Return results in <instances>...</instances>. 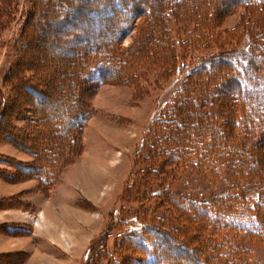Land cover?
I'll return each instance as SVG.
<instances>
[{"label":"trees","instance_id":"obj_1","mask_svg":"<svg viewBox=\"0 0 264 264\" xmlns=\"http://www.w3.org/2000/svg\"><path fill=\"white\" fill-rule=\"evenodd\" d=\"M53 2L34 0L32 9L42 15V21L32 18L31 11L21 43L23 51L34 50L38 45L34 32L44 36L59 30L62 37L70 31L66 39L80 47L74 52L71 43L62 47L65 53L71 52L67 66L72 71L68 74L77 83L69 91L62 120L59 123L46 116L52 97L45 86L55 82L53 78L43 80L40 73L46 59L33 65L20 57L4 81L13 86L18 98L12 105L13 114L33 104L26 112L35 124L5 129L0 122L2 132L35 157L32 162L4 161L15 169L14 174L35 178L38 191L45 194L58 177L60 163L80 153L82 130L90 115L86 100L100 84L130 83L138 98V67L151 62L166 73L174 68V25L188 42H208L217 37L214 29L222 18L237 7L243 8L236 27L245 39L239 44L225 42L218 54L197 60L174 93L175 100L165 102L153 120L123 195L124 203L137 206L135 210L120 209L125 230L116 238L131 264H252L249 247L238 237L264 245V0H84L78 6L66 3L49 11ZM1 4L4 6V1ZM79 8L93 13L90 31L70 22L84 19L77 14ZM120 11L130 14L128 22H122ZM49 12L56 19L46 17ZM141 15L148 19L138 28L139 37L131 46L118 48ZM38 20L47 29H38ZM104 31L110 37L97 38ZM72 77L66 79L70 85ZM25 138L28 145L21 142ZM179 170L217 182L218 193L172 192L165 183ZM162 210L173 212L183 226H172ZM92 247L91 262L123 264L117 252L102 255L99 242L90 245L88 252ZM180 249L182 253L173 255ZM136 254L142 256L140 261L133 257Z\"/></svg>","mask_w":264,"mask_h":264},{"label":"rangeland","instance_id":"obj_2","mask_svg":"<svg viewBox=\"0 0 264 264\" xmlns=\"http://www.w3.org/2000/svg\"><path fill=\"white\" fill-rule=\"evenodd\" d=\"M3 1L4 6L1 4ZM53 1L49 11L59 10L58 6L65 7L66 3L78 6L84 0ZM33 2L34 0H0V10L2 6L4 8V14H0V114L4 109L0 122L5 124V129L9 126L20 128L23 125L28 128L35 124L34 117L26 112L29 107L34 106L33 104L26 105L24 112L20 110L13 114L12 105L18 98L13 86L4 81V76L16 68L20 57L34 63L33 65L39 64L40 61L37 60L41 58L46 59V62L40 65L44 68L40 73L43 80H55L53 84L45 86V90L52 97L49 102L51 109L46 116L51 117L53 121L61 122L64 109L70 100L69 91L77 84L76 79L68 74L72 71L67 66L71 52L65 53L62 50L65 44L71 43L70 39H66L71 35L70 31H65L66 35L63 37L59 30H51L44 36L34 32L32 36L37 39V47L31 51H23L22 32L27 16L32 11V18L42 17L32 9ZM81 9L77 14L84 19L70 22L81 30L90 31L93 28V13L82 12ZM95 12L104 14L102 9H96ZM243 12L242 7H237L231 14L222 18L214 29L217 37L213 36L211 40L207 37L210 40L208 42L192 39L188 42L187 36L174 25V68L166 73L165 69L151 62L138 67V98L135 97L134 86L130 83L121 81L100 84L94 95L86 100L90 115L82 130V143L78 147L80 153L70 155L68 162L60 163L62 168L58 171L53 186L48 189V194L38 191L39 183L35 178L14 174L15 169L4 161H11L12 164L32 162L35 157L29 151L16 146L0 127V264H96V261L91 262L95 247L88 252L89 246L94 242L100 243L99 248L104 250L102 255L114 251L118 253L117 256L123 264H131L127 261L128 255L118 247L116 237L125 230L122 223L123 206L132 210L137 206L134 203H124L123 195L132 171L136 168L142 140L162 106L175 100L174 93L197 60L213 53L218 54L219 46L225 42L239 44L244 32L236 26ZM119 13L122 22H128L130 14L125 11ZM47 16L56 19L53 12H49ZM147 19L148 17L143 15L137 17L132 22L130 31L119 41L118 48L134 44L135 39L139 37L138 28ZM39 20L38 29H47ZM110 35L104 31L97 35V38H109ZM71 44L73 46L74 43ZM79 48L73 46L72 50L74 52ZM70 76L73 80L71 85L70 81L66 80ZM37 79L41 81L40 77ZM17 92L22 91L18 89ZM42 104L44 107L48 106L46 102ZM57 107L59 109L56 110ZM21 140L28 145V138ZM165 184H170L172 192L179 193L198 192L206 196L219 191L217 182L182 170ZM156 202L158 201L153 203ZM160 210L159 208L157 211ZM162 211L172 226H183L173 212ZM238 238L242 239L243 245L249 247L252 264H264V245L245 241L243 237ZM179 253H182L181 249L173 255ZM133 257L137 261L142 259L140 254Z\"/></svg>","mask_w":264,"mask_h":264},{"label":"crops","instance_id":"obj_3","mask_svg":"<svg viewBox=\"0 0 264 264\" xmlns=\"http://www.w3.org/2000/svg\"><path fill=\"white\" fill-rule=\"evenodd\" d=\"M51 225V224H50Z\"/></svg>","mask_w":264,"mask_h":264}]
</instances>
